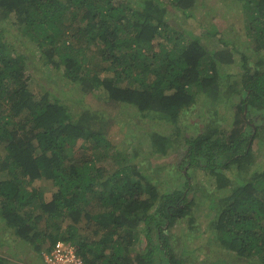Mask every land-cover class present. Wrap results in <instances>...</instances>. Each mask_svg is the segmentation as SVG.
I'll use <instances>...</instances> for the list:
<instances>
[{"label": "trees", "instance_id": "1", "mask_svg": "<svg viewBox=\"0 0 264 264\" xmlns=\"http://www.w3.org/2000/svg\"><path fill=\"white\" fill-rule=\"evenodd\" d=\"M195 1L0 0V23L8 18L0 24V222L35 256L63 240L74 244L83 264H184L168 233L191 215V204L181 187L160 192L139 165H97L108 156L101 151L110 147L106 129L124 112L112 116L80 98L33 92L28 58L5 33L15 25L35 44L41 63L61 70L62 80L86 95L103 93L107 106L130 107L144 118L176 125L179 111L199 93L218 102L236 92L228 129L210 120L201 133L183 137L186 165L202 168L223 188L229 181L222 172L231 165L240 172L252 156V141L261 137V126L249 118L264 103V0H237L247 17L246 35L261 57L250 62L240 52V82L227 86L219 82L218 66H235L236 49L225 47L231 42L220 37L223 48L212 50L202 34L178 31L173 37L165 31L169 10L190 15ZM78 140L92 154L75 160ZM151 145L164 153L169 136L154 134ZM37 179L54 189L48 200L32 186ZM214 223L216 240L233 258L224 263L264 264V167L218 199ZM81 224L90 226L89 235L78 233ZM140 226L146 243L132 255ZM7 263L0 255V264Z\"/></svg>", "mask_w": 264, "mask_h": 264}, {"label": "rangeland", "instance_id": "2", "mask_svg": "<svg viewBox=\"0 0 264 264\" xmlns=\"http://www.w3.org/2000/svg\"><path fill=\"white\" fill-rule=\"evenodd\" d=\"M167 16L170 28H166L165 31L173 37L177 36L178 31L199 36L202 34V41L212 50L223 48L218 39L220 37L231 42L225 47L236 49V51L231 50L235 66L222 64L218 66L219 82L223 86L240 82V73L237 68V65L242 62L240 52L248 56L250 62L261 57V54L254 50V40L246 35L247 17L241 3L237 0H196L190 15L174 8L172 12L169 10ZM11 22L13 24L14 20L11 19ZM0 24L6 26L8 18L3 19ZM173 29L174 32L171 33ZM5 35L28 58L29 74L33 77L30 88L33 92L43 93L47 90L58 97L73 100L80 98L84 100L85 105L107 110L112 116L118 111L124 112V115L113 117L112 124L106 129L110 147L107 150L103 148L101 151L105 154L107 152L108 156L106 159L97 161V165L107 163V167L114 169L121 164L139 165L138 167L143 170L146 178L155 184L160 192L165 193L178 187L182 188L186 200L191 204V215L178 219L169 229L168 235L174 247V253L185 258L184 264H226L228 261H233L231 253L222 248L216 240L214 219L218 212V199L227 195L233 186L243 184L251 172L264 167L263 102L257 104L256 110L249 118L252 119L253 126L256 124L262 128L261 137L258 136L252 141L251 158L240 172L235 165H231L225 172H222L224 182L228 179L229 185L217 188L214 178L209 173L202 168L186 165L183 160L185 152L183 137H194L201 133L205 126H210V120H214L222 129H228L233 119L232 107L239 101L236 92L232 91V95L228 98L220 97L218 102L206 97L204 93H199L191 107L179 111L176 125L156 118H144L139 114L136 115V111L130 107L107 106L102 100L103 93L86 95L81 92L79 86L62 80L59 75L61 70L58 73L50 65L41 63L35 44L27 40L15 25L10 26ZM162 40L166 39L158 38V42ZM250 66L253 67V63H250ZM73 108L78 109L79 106L74 104ZM207 109H211L210 116H204ZM214 109L217 110L216 114L212 112ZM243 113L246 114V111ZM154 134L169 136L171 145L166 152L154 151L151 145V137ZM84 144L86 142L78 140L73 147L75 160H78L84 152L88 155L92 154V150H83L82 145ZM185 184L189 186L186 189ZM32 186L40 188L46 200L54 191L46 179H37ZM0 226L2 227L0 229V255L8 258L7 264H43L42 253L40 256H35L36 253L30 244L21 241L2 222ZM39 226L44 228V218ZM85 228L88 229L85 230ZM90 232L88 225L81 224L78 229V233L82 235H89ZM136 234L138 235L137 240L129 248L132 255L142 250L146 243L141 226Z\"/></svg>", "mask_w": 264, "mask_h": 264}, {"label": "built area", "instance_id": "3", "mask_svg": "<svg viewBox=\"0 0 264 264\" xmlns=\"http://www.w3.org/2000/svg\"><path fill=\"white\" fill-rule=\"evenodd\" d=\"M44 264H83L72 242L57 240L43 253Z\"/></svg>", "mask_w": 264, "mask_h": 264}, {"label": "clouds", "instance_id": "4", "mask_svg": "<svg viewBox=\"0 0 264 264\" xmlns=\"http://www.w3.org/2000/svg\"><path fill=\"white\" fill-rule=\"evenodd\" d=\"M44 253V252H43Z\"/></svg>", "mask_w": 264, "mask_h": 264}]
</instances>
